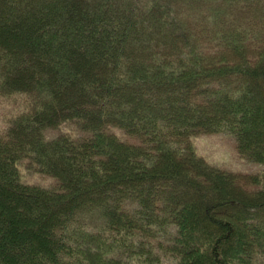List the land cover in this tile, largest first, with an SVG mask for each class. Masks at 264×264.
I'll list each match as a JSON object with an SVG mask.
<instances>
[{
    "label": "trees",
    "instance_id": "16d2710c",
    "mask_svg": "<svg viewBox=\"0 0 264 264\" xmlns=\"http://www.w3.org/2000/svg\"><path fill=\"white\" fill-rule=\"evenodd\" d=\"M0 103V264H264V0H0Z\"/></svg>",
    "mask_w": 264,
    "mask_h": 264
},
{
    "label": "rangeland",
    "instance_id": "374dc122",
    "mask_svg": "<svg viewBox=\"0 0 264 264\" xmlns=\"http://www.w3.org/2000/svg\"><path fill=\"white\" fill-rule=\"evenodd\" d=\"M14 107L12 104L8 106L0 103V127H4L5 117ZM59 133L58 128H51L46 131L47 136H54ZM128 141H133L130 138ZM192 144L204 160L221 169L232 171L234 173L245 176L261 170V166L251 163L240 157L236 151L233 138L226 133H201L193 137ZM21 179L26 182L41 184L48 187L55 186V180L46 175L36 174L26 171L21 165ZM242 182L244 180L242 179ZM249 187V186H248ZM165 264H174L173 260L165 258Z\"/></svg>",
    "mask_w": 264,
    "mask_h": 264
}]
</instances>
